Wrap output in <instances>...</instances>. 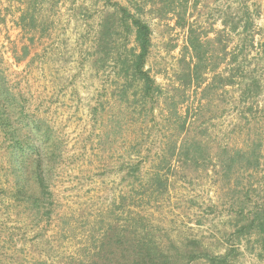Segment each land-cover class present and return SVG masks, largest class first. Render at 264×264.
<instances>
[{"label":"rangeland","instance_id":"1","mask_svg":"<svg viewBox=\"0 0 264 264\" xmlns=\"http://www.w3.org/2000/svg\"><path fill=\"white\" fill-rule=\"evenodd\" d=\"M117 4L151 28L153 101L124 89ZM2 106L49 138L50 196L0 127V264H264V0H0Z\"/></svg>","mask_w":264,"mask_h":264},{"label":"trees","instance_id":"2","mask_svg":"<svg viewBox=\"0 0 264 264\" xmlns=\"http://www.w3.org/2000/svg\"><path fill=\"white\" fill-rule=\"evenodd\" d=\"M108 1L110 2V0ZM117 7L122 25L127 30L132 28L135 30V39L138 46V52L133 51L130 56L131 58L128 57L126 59L122 68V73H124L126 78L125 83H127L124 89L132 87L137 83L140 85L143 99L153 101L159 88L157 87L155 80L151 77L149 71L145 69L147 58L152 47L151 28L143 20L133 15L127 8L121 7L118 4ZM190 45L196 54V59L199 62H202V44L197 39H191ZM0 127L5 131L11 141L19 171L30 175L32 179H36L41 195H44L45 197L46 195L50 196L40 165L42 162L40 151L49 141V138L40 135L38 140L37 135V137L34 138L35 140L29 141V138L21 136L19 131L14 129L12 119L8 115V111L4 106L0 107ZM28 157H34L32 160L30 159L31 162L29 166L27 164ZM26 179L27 178L25 177L24 179L21 178L20 180L19 178L18 180L17 187L19 190L17 192V199H22L24 202L31 201L33 205L38 208L40 198L35 195L28 196L26 185L22 184V181L27 182ZM145 250L146 251H139L134 256L137 260L135 262L136 264H173L167 253L161 250H157L153 253L147 249ZM202 258H205L209 264H233L231 261V252H227L223 256H212L206 253L192 254L190 256L191 260L186 264H190L192 261Z\"/></svg>","mask_w":264,"mask_h":264}]
</instances>
